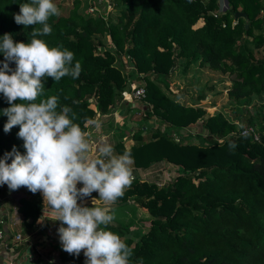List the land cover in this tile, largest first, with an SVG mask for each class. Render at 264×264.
<instances>
[{
	"label": "trees",
	"instance_id": "16d2710c",
	"mask_svg": "<svg viewBox=\"0 0 264 264\" xmlns=\"http://www.w3.org/2000/svg\"><path fill=\"white\" fill-rule=\"evenodd\" d=\"M57 1L53 0L60 15L48 21L51 35L37 38L49 47L62 46L73 52V65L79 61L82 70L77 79L66 76L55 82L45 78L44 94L37 102L57 96L59 105L71 109L69 117L83 131L95 112L105 113L120 98L132 77L141 81L134 88H144L140 100L147 112L144 119L150 114L180 134L199 121V132L182 135L206 140L174 141L160 128L145 137L131 134L128 146L121 139L113 145L117 155L131 153L134 168L146 169L152 162L162 165L164 161L175 165L177 172L165 185L134 178L116 201L124 204L133 199L152 217L138 239H125L133 250L129 264H264L262 0H223V7L222 0H107L116 12L114 19L109 11L82 13L80 0ZM23 3L30 0H0V40L9 33L14 42L31 41V28L14 21ZM236 12L244 13L245 19H233ZM104 35L110 42L106 48L100 40ZM120 55L133 71L125 74L124 64L116 65ZM3 61L0 53V67ZM192 64L231 74L222 88L237 107L246 104L251 108L243 109L241 115L232 107L229 115L205 116L196 101L180 103L169 92L166 80L176 65L185 72ZM9 67L14 69V62ZM205 94L203 90L197 100ZM7 107L0 93V159L13 146L25 153L23 140L17 136L19 126L4 132L7 116L3 110ZM230 143L236 147L230 149ZM1 188L17 191L7 185ZM24 189L27 195L17 199L16 208L23 234L36 222L45 223L42 230L58 227V220L42 218L38 192ZM77 257L60 250L58 258L63 264H74Z\"/></svg>",
	"mask_w": 264,
	"mask_h": 264
},
{
	"label": "clouds",
	"instance_id": "9594fccd",
	"mask_svg": "<svg viewBox=\"0 0 264 264\" xmlns=\"http://www.w3.org/2000/svg\"><path fill=\"white\" fill-rule=\"evenodd\" d=\"M59 15L53 0L20 4L14 21L31 28V41L14 42L9 33L0 40L4 56L0 93L9 104L3 110L7 116L4 132L19 126L17 136L25 149L21 154L13 146L0 159V185L12 191L25 187L33 194L42 193L46 205L51 206L53 220L61 222L57 231L63 251L75 256L83 251L85 264H129L132 248L107 230L115 220L110 208L82 206L77 199L97 192L99 199L92 201L115 204L134 180L131 153L117 155L105 142L92 156L87 134L69 117V107H61L54 95L37 102L44 94L45 78L55 82L66 76L77 79L82 70L79 61L73 65V52L62 46L49 47L37 38L51 35L48 21ZM10 62H14V69ZM235 147V143L229 144L230 149ZM9 159L11 163H6ZM78 183L83 186L77 188Z\"/></svg>",
	"mask_w": 264,
	"mask_h": 264
},
{
	"label": "rangeland",
	"instance_id": "374dc122",
	"mask_svg": "<svg viewBox=\"0 0 264 264\" xmlns=\"http://www.w3.org/2000/svg\"><path fill=\"white\" fill-rule=\"evenodd\" d=\"M70 1L71 0H58L57 2L67 4ZM80 2L81 3L78 9L82 13L93 6L95 7L94 11L96 12L101 11L106 13L109 11L110 19H114L116 15L114 9L110 8L109 5H106L107 0H80ZM100 40L102 44H104L105 48L110 46V42L107 36H101ZM256 55L260 56L259 52H256ZM116 60H118L116 62V65L118 67L119 63L120 65L124 64L123 70L125 74H127L128 71L131 70L129 63H127L126 58L123 55L116 57ZM179 61H182V59H180ZM182 70L183 69H181L180 65H176L172 71V74L166 80V83L169 85L168 89L170 90L168 91L172 95H174V97L180 103L189 105L193 104L194 101H196V104L204 109L205 116L217 112L223 115H229L230 108L232 107L236 108L237 112L241 115L243 109L251 108L250 105L246 104H240V106L237 107L236 104L233 103L232 100L227 96L226 89L222 88L223 85H226L232 78L231 74H222L215 71L213 72L207 67H197V65L195 64L190 65L185 72H183ZM139 82L141 81H135V79H132V77L129 78L127 80V85L123 88L120 98L116 99L114 103L108 107V110L105 113L95 112L93 120L86 121L84 123L85 129L83 131L87 134L88 140L91 143L90 145L92 148V156L97 155L96 149L102 143L106 142L113 146L119 139H121L124 141V144L128 146L132 142L129 138L131 134L138 133L140 136L145 137L147 133H149V131H152L154 129L160 131V128L161 133L170 136V138L174 141L206 142L204 138L196 137L197 135H190L191 138L187 135H182L188 134L186 133L188 131L199 132V121L191 124V128H188L186 132L180 134L177 129L172 130V128L164 125L160 120L155 119L150 114H148L147 116L148 119H144L143 116L147 113L145 111V104L136 99H132L131 95L134 87ZM203 90L206 91L205 97L203 99L197 100V97ZM168 93L166 94L169 95ZM90 107L93 108V105L90 104ZM93 121L95 122L94 124L90 123ZM255 127L257 128L256 124ZM162 162V165H152V162L151 166L146 169H138L133 167L134 178L147 182L154 181L157 184L165 185L168 181H170L177 175V172L175 165L164 161ZM21 190L23 191L24 195H27L24 187L21 188ZM38 194L41 199L42 208V193L38 192ZM92 200L93 199H88L83 203L90 204V207H109L111 213L115 216V220L112 222V224L108 225V228L113 230L112 232L120 235V237L124 239V241L126 238H130L132 239V241H134L147 230L152 217L147 211L138 207L133 199H131V201L128 200V202L124 204L115 203L110 206L104 205L102 201ZM42 216H45L47 218L49 217L51 220L54 219V214L48 211L42 210ZM59 224H61V222ZM63 226L66 227V225ZM50 228H45L42 231L41 236L43 239L41 237H37L40 239V242L43 245L41 244L40 247L38 246L36 248L39 249L38 251L43 254V256H45L44 254L53 251V247H50L49 245L55 243L56 245L61 246L59 237H53L51 235L53 229ZM120 229L122 232L120 231ZM17 231H19V228H17ZM12 233L13 232L10 231V234ZM44 235L45 238L43 237ZM35 238L36 237H33L32 240H30L31 245ZM29 244L30 243L27 242L26 248L31 247ZM45 246H49L50 248L47 249ZM58 248L59 247H56L54 251H59ZM31 249L35 250L34 247ZM79 255H81V257H84L80 260L85 263L86 257L84 256L83 251H81Z\"/></svg>",
	"mask_w": 264,
	"mask_h": 264
},
{
	"label": "crops",
	"instance_id": "0c3cea01",
	"mask_svg": "<svg viewBox=\"0 0 264 264\" xmlns=\"http://www.w3.org/2000/svg\"><path fill=\"white\" fill-rule=\"evenodd\" d=\"M263 4V10H261V14L264 16V0H262ZM264 27V26H263ZM20 194V195H19ZM20 196H24L23 191L17 190L15 192H7L4 191L3 188H1L0 185V204H1V212L3 217V227L6 230L7 233L10 234V231L13 232L12 234L19 233L22 237V240L19 243H11L10 249H3L0 248V264H63L59 261V251L62 249V246L56 245L55 243L52 245H49L50 247H53V251L49 252L47 254H41L36 247L41 246L40 239L37 237L42 238V229L44 226V222H36L35 226L32 228V230L29 232H25L23 234V227L21 225V217L19 216L16 208H17V199ZM4 199V200H2ZM45 216H42L44 218ZM47 218V217H45ZM48 219H50L48 217ZM59 222V221H58ZM60 223V222H59ZM18 226V227H17ZM61 226V224L53 228V231L51 235L53 237L58 238L59 234L57 229ZM17 228H19V231H17ZM50 228V227H47ZM52 229V227L50 228ZM33 237H36L31 245L30 240H32ZM45 238V235L43 236ZM47 238V237H46ZM43 239V238H42ZM60 241V240H59ZM29 242L31 247L26 248V244ZM58 243V242H57ZM59 244V243H58ZM43 245V244H42ZM61 245V244H60ZM49 246H45L47 249H49ZM35 250H32L33 248ZM44 247V248H45ZM56 247H59V251L55 252L54 249ZM26 248V249H25ZM37 252V253H34ZM81 255H79L75 260L74 264H85L82 260H80ZM86 259V258H85ZM50 260H53L52 263Z\"/></svg>",
	"mask_w": 264,
	"mask_h": 264
},
{
	"label": "built area",
	"instance_id": "2783aa9c",
	"mask_svg": "<svg viewBox=\"0 0 264 264\" xmlns=\"http://www.w3.org/2000/svg\"><path fill=\"white\" fill-rule=\"evenodd\" d=\"M223 6H224V3L222 0V7ZM94 10H95V7L93 6L87 9L89 13H91ZM131 95H132V99H136L140 101L144 97V88L142 86L134 88ZM21 240H22V237L19 233L9 234L4 229L3 217H2V212H1V204H0V248L10 249L11 243H19Z\"/></svg>",
	"mask_w": 264,
	"mask_h": 264
},
{
	"label": "water",
	"instance_id": "95a60500",
	"mask_svg": "<svg viewBox=\"0 0 264 264\" xmlns=\"http://www.w3.org/2000/svg\"><path fill=\"white\" fill-rule=\"evenodd\" d=\"M237 17H242V18H244L245 19V15H244V13H242V12H236L235 14H234V16H233V19H236ZM90 143V142H89ZM91 144V143H90ZM83 185L82 184H80V183H78L77 184V188H80V187H82ZM42 197V200H43V203H42V210H44V211H48V212H51V206L50 205H46V202H44V199H43V195H41ZM88 199H99V194L97 193V192H93L89 197H84L83 198V200H81L79 197H78V199H77V203L78 204H81L82 206H86V207H90L91 205L90 204H84L83 202L85 201V200H88ZM97 201H99V200H97ZM52 213V212H51Z\"/></svg>",
	"mask_w": 264,
	"mask_h": 264
}]
</instances>
